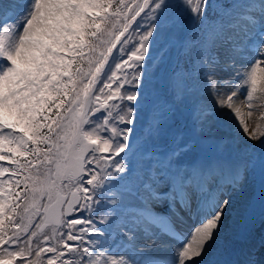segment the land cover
Segmentation results:
<instances>
[{"label":"snow or ice","instance_id":"snow-or-ice-1","mask_svg":"<svg viewBox=\"0 0 264 264\" xmlns=\"http://www.w3.org/2000/svg\"><path fill=\"white\" fill-rule=\"evenodd\" d=\"M258 83L264 0H0V264H264Z\"/></svg>","mask_w":264,"mask_h":264},{"label":"rangeland","instance_id":"rangeland-1","mask_svg":"<svg viewBox=\"0 0 264 264\" xmlns=\"http://www.w3.org/2000/svg\"><path fill=\"white\" fill-rule=\"evenodd\" d=\"M249 56L252 55L251 52L248 53ZM236 65L239 67L241 66L242 64L245 63V60L243 59H240L238 58L236 61H235ZM261 74L258 73V80H259V77H260ZM258 96H260V92H259V83H258V90H257V93L255 94V99H254V105L259 109V108H262V103H263V100H259L258 101ZM241 99H243V96H241ZM147 116H148V113L147 111L143 112L141 114V117H140V122L137 124V128H141L144 121L147 119ZM260 116H261V112L260 111H257V112H254V117L259 120L260 119Z\"/></svg>","mask_w":264,"mask_h":264},{"label":"bare ground","instance_id":"bare-ground-1","mask_svg":"<svg viewBox=\"0 0 264 264\" xmlns=\"http://www.w3.org/2000/svg\"><path fill=\"white\" fill-rule=\"evenodd\" d=\"M261 96H264V93H261L260 92V96H258V101L261 100ZM261 106L264 107V100H263V103H262ZM194 223H195L194 221L189 220L188 223L184 227L185 228L192 227L194 225ZM152 255H153L154 258H158L159 259V258H167V257H169L170 256V253L165 252L163 250H153L152 251Z\"/></svg>","mask_w":264,"mask_h":264}]
</instances>
